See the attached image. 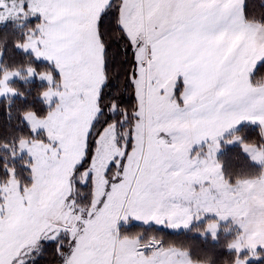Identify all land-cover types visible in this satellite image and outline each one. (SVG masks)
Returning a JSON list of instances; mask_svg holds the SVG:
<instances>
[{
  "label": "snow or ice",
  "instance_id": "obj_1",
  "mask_svg": "<svg viewBox=\"0 0 264 264\" xmlns=\"http://www.w3.org/2000/svg\"><path fill=\"white\" fill-rule=\"evenodd\" d=\"M0 113V264H264V0H0Z\"/></svg>",
  "mask_w": 264,
  "mask_h": 264
},
{
  "label": "trees",
  "instance_id": "obj_2",
  "mask_svg": "<svg viewBox=\"0 0 264 264\" xmlns=\"http://www.w3.org/2000/svg\"><path fill=\"white\" fill-rule=\"evenodd\" d=\"M254 2L257 4V6L259 5V0H254ZM2 119H3V114L0 113V120H2ZM224 158H225L226 161H228L230 163H233V164L238 163V161L236 160V150L226 151ZM166 238H168V239H180V240H183L186 237L183 236V235H181V236L170 235V236H168ZM191 242L193 244H196V245H201L203 243L199 238H194V239H192ZM209 243H211V241H209Z\"/></svg>",
  "mask_w": 264,
  "mask_h": 264
}]
</instances>
